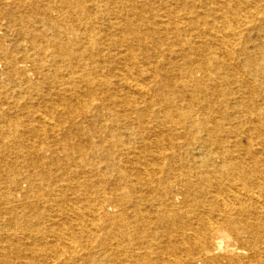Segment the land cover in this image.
Wrapping results in <instances>:
<instances>
[{
	"label": "bare ground",
	"instance_id": "obj_1",
	"mask_svg": "<svg viewBox=\"0 0 264 264\" xmlns=\"http://www.w3.org/2000/svg\"><path fill=\"white\" fill-rule=\"evenodd\" d=\"M0 264H264V0H0Z\"/></svg>",
	"mask_w": 264,
	"mask_h": 264
}]
</instances>
